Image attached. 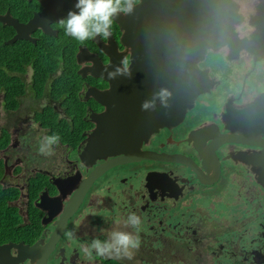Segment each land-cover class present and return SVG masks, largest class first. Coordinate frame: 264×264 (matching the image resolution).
Masks as SVG:
<instances>
[{
  "label": "flooded vegetation",
  "instance_id": "af4514ba",
  "mask_svg": "<svg viewBox=\"0 0 264 264\" xmlns=\"http://www.w3.org/2000/svg\"><path fill=\"white\" fill-rule=\"evenodd\" d=\"M27 1H32L33 5L29 18L31 19L34 13L42 10L43 5L38 0ZM233 1L238 5L241 19L234 22L237 36L233 39L232 47L225 44L216 51L207 52L204 60L198 63L199 68L207 69L209 78L214 80L213 87L209 92L198 95L192 101V106L187 109L179 123L172 127L159 128L158 132L152 133L147 140H143L141 145L142 150L182 155L189 159L188 165L192 167L194 162L203 169L204 161L205 166L209 168V175L206 178L214 182L199 181L197 174L187 165L157 160H141L136 162L137 164L127 163L116 166L104 175L109 174L112 177L126 171L124 169L130 165H139L134 166V171L144 174V188L147 195L141 194L142 197H146L145 205H152L159 210L185 209V237L192 233L197 235V241L202 244V248L197 250V253L203 264H264V186L256 179V171L264 169V162L258 161L264 158V115L255 116L254 112L256 100L264 98V0ZM139 2L140 0H121V7L125 10L114 16L112 35L108 39L97 36L84 43L75 40L77 44L74 56L75 72L77 81L82 87L78 95L85 109L83 118L91 123L90 127H84L85 130L76 149L67 147L69 150L65 154H54L49 157L43 155L35 160L38 150H31L29 143L32 138L43 137L36 129L25 131L26 133L21 135V151L26 152L27 155L33 154L32 158L28 156L29 161L20 159L22 162L20 168L29 167L33 172L28 178L42 172L50 176V181L60 178L66 180V184L60 189L52 182L56 186L54 189L41 191L34 202L36 205L38 200L41 201V195H45L43 206L38 207L42 211L41 220L44 226L39 238L32 243L23 239L0 243H24L20 247L14 246L11 249L9 247L6 251L8 255L11 253L12 257L15 255L24 257V254H19L21 248L26 245L31 246L37 240L43 239L44 242L48 240L51 232L58 225L56 219L64 214L65 206L71 200L70 197L75 195L82 179L91 171L92 167H85L81 163L78 157L79 147L83 148L85 143L81 142L87 135L89 137L94 129L89 115L93 112L100 114L106 111V107L96 100L95 93L101 94L109 90L107 73L116 65H122L125 60L128 67L130 65L131 48L124 46L122 42L124 30L120 21L124 18L120 21L117 18L126 16L127 8L136 7ZM73 6L74 4L70 5L69 10L73 9ZM6 13L17 18L11 14L10 9L0 15ZM17 19L22 23L29 20ZM58 22L59 20L50 22L49 33L37 27L29 34V39L17 40L36 44L48 37L57 38L65 33ZM0 23L8 25L1 20ZM15 33L13 28V34L7 41ZM206 63L215 66L214 72ZM59 74L62 75V69L52 76L55 78ZM26 76L31 78L28 73ZM42 98L46 103L41 107L51 104L60 117L64 115L65 111L61 104L56 103L47 91L40 99ZM38 128L40 129L39 125ZM228 136L230 140H227ZM11 144L13 143L10 141V146ZM13 151L14 149H11V152ZM109 158L113 156L97 157L96 164ZM2 161L5 177L7 162L3 159ZM148 173L151 176L147 179V188L145 178ZM102 177L92 183L82 204L69 218L67 227L50 253L47 264L52 263L53 257L58 259V264H77L79 253L76 248L74 247L73 252L66 256V248L62 246V240L77 220L84 205L92 203V196L97 198L98 193L95 190L103 182ZM25 193L23 214L19 204L20 195L13 203L18 207L24 222L29 216L27 191ZM55 211L58 215L56 217H54L56 214H53ZM89 218L90 214H87L86 219ZM74 234H77V231ZM41 244L42 242L39 241L37 248L33 250L35 252L30 253L36 260L35 263L44 250V245ZM0 264H8V260L1 258ZM16 264H31L29 256L22 258Z\"/></svg>",
  "mask_w": 264,
  "mask_h": 264
},
{
  "label": "water",
  "instance_id": "95a60500",
  "mask_svg": "<svg viewBox=\"0 0 264 264\" xmlns=\"http://www.w3.org/2000/svg\"><path fill=\"white\" fill-rule=\"evenodd\" d=\"M38 1L43 5L42 10L34 13L26 23L9 13L0 15V20L16 31L7 43L20 38L29 39V34L37 27L49 33L50 22L66 17L70 5L76 2ZM121 18L124 19L120 21ZM238 19L241 16L238 5L233 0H140L136 7L127 8L126 16L117 18L124 30L122 42L124 46L131 48L128 67L131 77L108 79L109 90L101 94L95 93L96 100L106 107V111L89 115L94 129L81 142L85 144L83 148L79 147L78 154L81 163L92 169L82 179L75 195L70 197L64 214L56 219L58 225L48 240H37L31 245L33 247L26 245L30 248H21L19 254H24L23 258L30 257V253L35 252L33 250L41 241L44 250L35 264H47L69 218L82 204L92 183L116 166L141 160L189 166V159L182 155L142 150L141 145L143 140L158 132L159 128L179 123L192 106V101L198 95L210 91L214 80L209 78L207 69L199 68L198 63L204 60L207 52L216 51L225 44L232 47L233 39L237 36L234 22ZM162 91L168 93L165 103H161L159 98ZM145 101H154V108L142 111L141 104ZM263 103V97L256 100L255 116L264 115ZM107 156L113 158L103 159V162L96 164L97 157ZM261 159H258L259 163L264 162V158ZM193 164V167H189L197 174L199 181L214 182L206 178L209 168L204 161V170L194 162ZM256 172L258 183L264 186V169ZM147 175L151 176L149 173ZM52 182L60 189L66 184V180L60 178H54ZM44 196L41 195V201L38 200L36 206H43ZM56 216L58 215L54 217ZM21 244L24 245L22 242L0 244V259L6 258L8 264L22 260L19 256L12 257L11 253L8 255L6 252L9 247H20Z\"/></svg>",
  "mask_w": 264,
  "mask_h": 264
},
{
  "label": "trees",
  "instance_id": "16d2710c",
  "mask_svg": "<svg viewBox=\"0 0 264 264\" xmlns=\"http://www.w3.org/2000/svg\"><path fill=\"white\" fill-rule=\"evenodd\" d=\"M32 1L0 0V13L10 9L11 14L20 20H28L32 14ZM13 34V28L0 23V94L1 105L10 113L19 108L22 98L33 94L40 99L45 91L59 102L65 113L60 117L51 104L33 110V120L45 135L57 134L61 137L59 144L76 149L85 128L91 123L85 120L84 108L79 100L78 91L82 88L76 78L75 39L62 33L57 38L33 44L25 40L6 43ZM72 41V42H71ZM62 75L53 78L58 70ZM66 70V72H64ZM31 75L27 81L26 74ZM42 136V135H41ZM11 131L8 127H0V151L10 146ZM58 144V145H59ZM19 169H17L18 171ZM4 163L0 159V243L18 241L32 243L42 232V211L35 205L41 191L54 189L48 174L38 172L26 180L28 194V218L24 222L14 201L20 190L15 186H4ZM178 249L179 245H176ZM184 247V246H183ZM96 264H123L115 258H100Z\"/></svg>",
  "mask_w": 264,
  "mask_h": 264
},
{
  "label": "rangeland",
  "instance_id": "374dc122",
  "mask_svg": "<svg viewBox=\"0 0 264 264\" xmlns=\"http://www.w3.org/2000/svg\"><path fill=\"white\" fill-rule=\"evenodd\" d=\"M210 64L207 65L214 72L216 68ZM27 81H30L28 77ZM44 103H46L45 99H37L33 94H27L22 98L19 108L13 113H6L0 104V127L4 125V127L10 128L11 142L13 143L5 151H0V159L7 162L5 177L1 183L6 187L16 186L21 190L19 204L22 214L24 209L22 206L26 198V180L28 175L33 172L29 167L20 168V164H22L20 159L29 161L28 156L32 158L33 154L27 155L26 152L21 151L20 138L22 134L35 129L44 137V131L38 128L32 118L33 110L40 109ZM40 139L32 138L29 143L31 150H38ZM11 149L14 151L11 152ZM68 150L61 144L54 146L55 154H65ZM42 156L38 153L34 159L37 160ZM134 166L126 167L124 169L126 171L117 173L115 176L110 177L109 174H106L102 177L103 182L95 190L98 193L97 198L92 196V203L84 205L69 230L73 234L77 231V234L72 237L66 235L62 240V246L66 248V256L72 253L75 247L79 253L77 264H94L99 261L101 257L95 256V253L89 259L84 254L82 246L94 237L101 240L107 239L108 234L113 230L137 234L135 229L125 224L128 215L135 213L141 219L138 231L141 245L134 252L132 259L103 258H115L123 264H203L197 253V250L202 248V244L197 241V235L192 233L185 237V209L159 210L152 205L146 206V197H142V194L147 195L144 188V174L134 171ZM17 169L19 170L17 171ZM141 206H143L142 209ZM87 214H90L88 220L86 219ZM176 245H179L180 248L178 249ZM51 264H58V259L53 257Z\"/></svg>",
  "mask_w": 264,
  "mask_h": 264
},
{
  "label": "clouds",
  "instance_id": "9594fccd",
  "mask_svg": "<svg viewBox=\"0 0 264 264\" xmlns=\"http://www.w3.org/2000/svg\"><path fill=\"white\" fill-rule=\"evenodd\" d=\"M121 0H76L73 9L58 23L62 26L65 35L70 36L80 43L97 36L108 39L111 35L114 16L124 11ZM109 79H117L120 76L131 77L127 61L116 66L107 73ZM168 93H159L161 103L166 102ZM154 108V101H145L141 104V110L147 111ZM61 137L57 134L44 136L39 140L38 153L44 156L54 155V146L58 145ZM127 226L136 230L137 234L127 231L113 230L108 238L101 240L97 237L82 246L84 254L91 259L93 253L97 257H117L132 259L133 254L139 249L141 241L138 235L141 219L135 213L128 215L125 221ZM66 235L72 237V232Z\"/></svg>",
  "mask_w": 264,
  "mask_h": 264
},
{
  "label": "bare ground",
  "instance_id": "6f19581e",
  "mask_svg": "<svg viewBox=\"0 0 264 264\" xmlns=\"http://www.w3.org/2000/svg\"><path fill=\"white\" fill-rule=\"evenodd\" d=\"M16 40H17V39H16ZM232 137H233V136H231V138H232ZM226 138H227V140H230V139H229L230 136H228V137H226ZM225 140H226V139H225ZM145 179H146V185H145V186L148 188V186H147V184H148V181H147L148 177L146 176ZM17 256H18V255H17ZM22 258H23V257H19V259H22ZM29 259H30V263H31V264H35L36 260H34L32 256H30ZM20 261H21V260H19L18 262H20ZM18 262H14L13 264H16V263H18Z\"/></svg>",
  "mask_w": 264,
  "mask_h": 264
}]
</instances>
